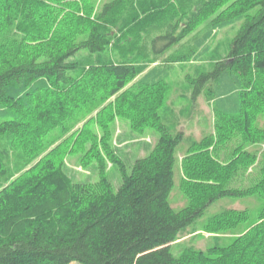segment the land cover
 I'll return each mask as SVG.
<instances>
[{
	"label": "trees",
	"instance_id": "1",
	"mask_svg": "<svg viewBox=\"0 0 264 264\" xmlns=\"http://www.w3.org/2000/svg\"><path fill=\"white\" fill-rule=\"evenodd\" d=\"M94 1L0 0V136L33 159L53 146L48 133L74 123L83 107L97 109L114 98L108 108L137 128L156 129L159 142L124 174L117 192L104 174L98 184L72 181L60 147L18 177H6L0 264H264V208L251 225L249 209L225 210L204 225L213 232L246 227L227 246L173 252L182 230L217 201H264V128L258 125L264 116V0H113L96 12ZM207 21L209 30L198 36ZM240 22L228 55L195 80L209 83L216 132L186 158L190 206L177 212L169 198L184 134L172 133L159 114L168 68L198 60L218 30ZM190 36L188 51L170 53ZM85 53L109 58L84 65ZM239 136L243 145L262 150L239 146L226 165L206 150ZM94 140L93 156L104 163L101 142ZM105 154L110 157L108 149ZM240 170L249 183L231 189Z\"/></svg>",
	"mask_w": 264,
	"mask_h": 264
},
{
	"label": "rangeland",
	"instance_id": "2",
	"mask_svg": "<svg viewBox=\"0 0 264 264\" xmlns=\"http://www.w3.org/2000/svg\"><path fill=\"white\" fill-rule=\"evenodd\" d=\"M111 1L113 0H95L94 12ZM209 24L210 21H207L200 27L198 36H202L209 30ZM241 25L240 22L218 30L217 34L209 41L210 47L198 60L177 62L168 68L169 76L165 83L164 104L159 110V114L162 122L172 133L177 135L182 132L184 134L181 144L176 149L175 185L169 198L172 208L177 212L190 206V199L184 189L191 182L185 171L186 158L200 152L194 148L196 142L212 137L216 132L213 104L207 97L209 83L202 84L195 80L199 79L203 72L213 71V66L228 55L230 45ZM192 38L193 36H190L181 45L172 48L170 53L177 52L181 47L184 48V51H188ZM108 58L107 54L98 56L85 53L80 56L84 65L98 60L104 61ZM163 58L158 63H162ZM151 66L154 64L145 66L146 70ZM198 88H200V93L195 97ZM112 103L115 104L114 98L105 100L97 109L91 110L90 107H83L77 112L74 123H65L52 130L50 134L48 133L49 135L47 134V140L53 146L33 159L27 158L21 150L14 149L11 145V138L0 136V154L6 170L5 174L0 175V188L4 186L6 177L11 174H16L15 177H18L37 165L44 157L50 155L52 150L60 147L58 150L64 156L66 174L72 181L79 184H98L102 181L101 178L104 174L106 180L117 192L123 183L124 174L131 173L136 160L150 155L159 142L160 134L151 127L137 128L134 125V128V123L132 124L130 119L120 117L110 107L108 108ZM3 121L4 119L0 117V123ZM258 125L264 128V116L258 119ZM65 127H67V131L63 133ZM87 136H91L92 140L87 141ZM94 139L101 142L97 150L104 155V163L93 156L96 151L94 150ZM242 145L243 141L239 136L234 140H228L223 145L209 144V148L206 150L210 151L211 157L214 154L215 161L226 165L234 159L236 148ZM243 146L245 149L242 151L262 150L261 145ZM106 149H108L110 157L106 156ZM248 172L251 173L252 169L250 168ZM245 175L244 170L237 171L232 175L228 186L231 189L245 188V185L249 183V179L246 180ZM263 208L264 201L258 196L230 197L217 201L202 218L182 230L178 240L173 243L174 254L178 256L186 247L207 251L216 245H229L235 236L243 232L246 227L229 232H213L204 230V225L211 218L228 209L238 211L249 209L251 218L248 223L251 225L258 221Z\"/></svg>",
	"mask_w": 264,
	"mask_h": 264
}]
</instances>
